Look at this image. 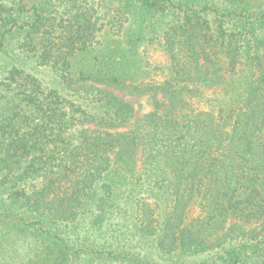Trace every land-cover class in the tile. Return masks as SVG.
I'll use <instances>...</instances> for the list:
<instances>
[{
  "label": "trees",
  "instance_id": "obj_1",
  "mask_svg": "<svg viewBox=\"0 0 264 264\" xmlns=\"http://www.w3.org/2000/svg\"><path fill=\"white\" fill-rule=\"evenodd\" d=\"M11 239L17 264H264V0H0Z\"/></svg>",
  "mask_w": 264,
  "mask_h": 264
},
{
  "label": "rangeland",
  "instance_id": "obj_2",
  "mask_svg": "<svg viewBox=\"0 0 264 264\" xmlns=\"http://www.w3.org/2000/svg\"><path fill=\"white\" fill-rule=\"evenodd\" d=\"M156 58L159 60H162L161 55H157ZM39 74L49 77L50 71L48 68H42V71ZM116 93H118L120 96H123L126 100L134 104L136 108V117H140L144 115L146 112H148L151 109V101H150L149 96L137 98V97L124 95L123 93L118 92V91H116ZM8 243L7 244L4 243L2 247L0 246L6 252L4 259L3 258L0 259V263L3 264L4 262V264H17L18 260L15 258L13 259L12 256L20 255L21 251H25L26 248L23 249L24 244L20 240L12 241L11 239L8 241Z\"/></svg>",
  "mask_w": 264,
  "mask_h": 264
}]
</instances>
